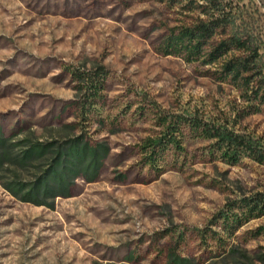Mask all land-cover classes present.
<instances>
[{"label":"rangeland","instance_id":"obj_1","mask_svg":"<svg viewBox=\"0 0 264 264\" xmlns=\"http://www.w3.org/2000/svg\"><path fill=\"white\" fill-rule=\"evenodd\" d=\"M253 1L264 15V0ZM175 18L157 0H0L1 133L27 144L78 132L70 125L82 120L69 69L103 64L105 122L90 115L85 130L109 145L98 175L77 177L69 196L48 198L51 207L19 200L1 184L31 180L46 158L3 165L0 264H165L172 246L199 264H264V216L230 234L218 218L242 196L264 191V165L246 156L222 160L185 124L180 147L167 145L156 163L139 152L144 138L163 130L154 112L141 111L148 98L172 118L211 114L234 95L195 63L155 51ZM239 123L264 143V107Z\"/></svg>","mask_w":264,"mask_h":264},{"label":"trees","instance_id":"obj_2","mask_svg":"<svg viewBox=\"0 0 264 264\" xmlns=\"http://www.w3.org/2000/svg\"><path fill=\"white\" fill-rule=\"evenodd\" d=\"M174 14V24L166 26L155 51L176 56L201 67L200 73L233 92L223 107L215 106L211 114L186 112L168 117L151 98L141 104V111L154 112L162 132L147 136L139 152L147 163H156L159 151L169 144L180 147L177 132L182 124L212 141L211 154L235 163L242 156L264 165V143L260 137L240 126L245 115L264 107V15L253 0H157ZM108 70L103 64L90 69L70 68L77 92V116L82 121L70 125L78 132L59 142H10L0 131V169L5 164L27 167L38 159L47 164L29 180L13 179L2 186L19 200L52 206L48 198L67 197L77 177L93 180L109 151L107 142L93 138L85 130L86 121L104 124L99 108L105 104L103 94ZM148 97L146 94H143ZM229 95H231L229 93ZM79 123L81 125H79ZM79 125V126H77ZM112 133L116 130L109 128ZM17 145L21 148L15 149ZM158 168V167H156ZM159 169V168H158ZM1 178V177H0ZM264 216V191L242 196L218 215L224 233H232L251 218ZM261 227L258 228V231ZM219 241H225L217 236ZM165 264H199L182 255L175 246L166 251Z\"/></svg>","mask_w":264,"mask_h":264}]
</instances>
